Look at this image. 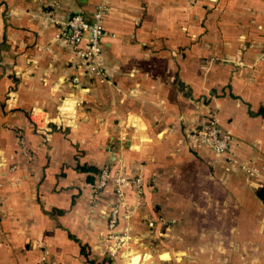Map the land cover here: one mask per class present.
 <instances>
[{
    "label": "crops",
    "instance_id": "0c3cea01",
    "mask_svg": "<svg viewBox=\"0 0 264 264\" xmlns=\"http://www.w3.org/2000/svg\"><path fill=\"white\" fill-rule=\"evenodd\" d=\"M100 3L101 83L55 38ZM0 264H264V0H0Z\"/></svg>",
    "mask_w": 264,
    "mask_h": 264
},
{
    "label": "built area",
    "instance_id": "2783aa9c",
    "mask_svg": "<svg viewBox=\"0 0 264 264\" xmlns=\"http://www.w3.org/2000/svg\"><path fill=\"white\" fill-rule=\"evenodd\" d=\"M105 11L103 3L97 5L95 10L87 17L83 13L74 12L69 15L62 23V29L56 34L55 38L62 39L70 48L75 60V68L78 72L95 79L99 83L107 79L106 73L99 63L101 52L100 40L105 31L102 26V17ZM56 22V19H53ZM71 83L79 84L77 75L71 77ZM192 139L201 146L210 149L216 155L229 158L232 137L228 131L221 129L216 120L210 117L207 122L191 130ZM19 148L22 153H26L22 139L18 140ZM248 175L254 172V169H245ZM109 180V173L106 167H103L96 177L94 188L103 189L106 187ZM112 184L114 192L122 195V188L129 186L133 191L141 188L142 179L140 175L127 177L120 173L114 177ZM117 210H111L108 219V227L113 229L116 223ZM148 227H153L152 220L147 222ZM115 238L120 241L121 235H115Z\"/></svg>",
    "mask_w": 264,
    "mask_h": 264
},
{
    "label": "trees",
    "instance_id": "16d2710c",
    "mask_svg": "<svg viewBox=\"0 0 264 264\" xmlns=\"http://www.w3.org/2000/svg\"><path fill=\"white\" fill-rule=\"evenodd\" d=\"M76 169L81 171V172H86L87 176H86V181L91 182L94 185V177L99 174L100 170L94 166H90V165H78L76 166ZM95 177V178H96ZM82 253H84V249H83V245H81V249Z\"/></svg>",
    "mask_w": 264,
    "mask_h": 264
},
{
    "label": "rangeland",
    "instance_id": "374dc122",
    "mask_svg": "<svg viewBox=\"0 0 264 264\" xmlns=\"http://www.w3.org/2000/svg\"><path fill=\"white\" fill-rule=\"evenodd\" d=\"M112 187H113L112 189H113V191H114V186H113V184H112ZM94 189H95V188H94ZM98 190H101V189H98Z\"/></svg>",
    "mask_w": 264,
    "mask_h": 264
}]
</instances>
